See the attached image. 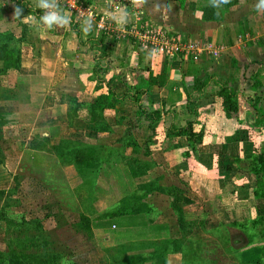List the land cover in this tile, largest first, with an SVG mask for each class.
Wrapping results in <instances>:
<instances>
[{"label":"crops","instance_id":"0c3cea01","mask_svg":"<svg viewBox=\"0 0 264 264\" xmlns=\"http://www.w3.org/2000/svg\"><path fill=\"white\" fill-rule=\"evenodd\" d=\"M25 1L37 6V0ZM57 3L71 23L48 29L29 8L15 16L16 0H0V140L22 145L13 155L4 151L0 168L12 182L3 187L0 180V186L8 190L16 177L32 179L58 196L59 210L87 217L86 241L99 245L98 264H184L181 251L159 255L183 237L176 210L198 222L200 237L208 231L201 221L208 228L222 210L231 219L232 209L249 215L253 203H260L237 159L250 160L256 142L264 141V119L257 121L264 113V11L256 9L257 0L222 5L210 18L204 14L210 0H82L76 9ZM118 8L129 13L123 26L109 16ZM87 17L93 26L85 35L81 22ZM140 19L164 25L200 49L173 56L140 52L134 37L120 36ZM80 34L83 41L108 34L110 69L102 88L94 75L95 54L80 44ZM9 53L17 55L20 67L2 71ZM207 75L220 83L196 90V79ZM107 82L124 98L104 111L98 131L90 105L107 92ZM221 83L238 94L235 116L222 111ZM138 88L146 109L162 111L155 128L126 96ZM188 95L198 114L188 107ZM196 119L204 138L186 156L188 137L168 131ZM77 148L89 149L96 159L78 165ZM152 184L156 190L149 193ZM134 192L144 197L132 211L124 199Z\"/></svg>","mask_w":264,"mask_h":264},{"label":"trees","instance_id":"16d2710c","mask_svg":"<svg viewBox=\"0 0 264 264\" xmlns=\"http://www.w3.org/2000/svg\"><path fill=\"white\" fill-rule=\"evenodd\" d=\"M61 1V0H59ZM238 0H230L228 3L229 5H233ZM63 4V3H62ZM21 8L22 10L24 8H29V11L32 12L37 18L42 14L41 9L36 7H28L25 0H16V6L15 11L17 8ZM63 8L66 7V5L62 6ZM214 8L209 7L204 9V14L206 18L210 17H217V13H214ZM212 13V14H211ZM17 19V17H16ZM60 27H54V29H57ZM73 28L77 31V27L75 23H73ZM108 34H103L100 37H90L88 41H83L81 34H80V44L81 45H89L91 50L95 54L96 59V65L94 67V75L96 80L98 81L97 88H102L104 85V82H106L105 75L110 69V63L107 61V39ZM116 39V36H114ZM114 40V39H113ZM9 57L12 59L7 60V64L2 67V71H6L8 68H19L20 67V61L17 55L14 53H9ZM214 81L215 83H220L219 80L215 79L211 75H207L206 77L197 78L196 79V90L200 92H204L207 88V86ZM107 92L104 94L99 95V97L96 99L94 103H92L90 106L92 108V117L96 122L97 130L100 131L102 124L99 121L100 118H102L104 111H106L109 108H115L116 103L115 100L123 99L124 96H118L113 86H111L107 82ZM222 88L218 92V98L221 103L222 111L225 113L227 117L235 116L238 113L239 109V102H238V94L235 92V90L230 87L226 83H221ZM142 89L138 88V94L137 92L134 94L133 92H129V95H126L129 97L130 101H134L138 103L139 107V114L141 116H144L146 119H149L151 121L152 128H155L157 124L162 120L163 114L161 110H155V111H149L146 109L142 103V96H140V91ZM144 90V89H143ZM148 91V88H145V92ZM143 92L142 94H144ZM141 94V95H142ZM192 95H188V107L191 109V111L195 114H198V105L193 103L191 101ZM264 119V113H260L258 115V122H261ZM196 123H198L197 119L194 121H189L185 126H176L172 125L168 131V136H187L190 141V147L186 150L185 155L189 156L192 153H196L198 151V143L203 141L205 130L200 129L196 130ZM73 154L77 156L76 163L79 164H87L89 160H95L96 156L92 155V152L87 148H77L73 151ZM87 158L85 161L84 159ZM6 155L4 152V149L2 148L0 144V165L5 164ZM238 164L240 165V169L247 171V177L246 181L248 185L252 188V193L256 199L260 202L258 204V212L256 213L255 217H246L244 221H238L234 220L231 223V227H237L238 229L242 230L247 237L249 238V242L244 245V247H241V249L238 251V258H240L242 261L251 259V257L254 256L255 253L259 254L258 260L253 264H263L262 262V256H264V141H259L254 146V151L252 153V157L250 160H246L244 162V159H237ZM19 177H16L15 179L18 181ZM150 186V185H148ZM146 186V188L148 187ZM162 191H166V188H160ZM156 187L152 184L151 187H148V192L151 193L152 191H155ZM6 192V191H4ZM144 195H138L137 193H131L129 194L125 199L124 203L126 207H130L132 211H134L133 204L137 199L143 198ZM178 217H179V223L180 228L183 232V237L179 239H174L171 242L168 243V246L165 247L164 252H159V255L167 254L170 251H181L185 258H184V264H217L216 262H220V259H211L208 257L207 252H215L216 249L219 250L221 244L222 238L224 237L225 230H227L225 225H219L218 223L213 225V227L207 228L204 225V222L201 221V227L203 226V229L205 228L208 231H211L216 234V240L211 238H204L203 236H196L195 231L198 228V222L197 221H186L184 219V216L182 215L181 210H176ZM61 213H65L61 210H59ZM58 216V215H57ZM61 216V215H59ZM25 218V217H24ZM23 218V219H24ZM83 223H75V224H69L66 222H62V219L59 217L57 218L58 225L57 228L54 229V231H49L43 227L38 231L40 234L35 235L34 240L31 242H26V238L24 236L20 237L22 240L18 238V243L20 244V251L15 248V245L10 246V251L3 252L0 251V264H78L75 260H73V251L71 247H69L65 242H63L60 238V234L58 229H63V227L72 226L74 230L78 231H84V233L87 234V231H91V225L90 220L82 216ZM22 219V220H23ZM27 219V218H26ZM109 222V221H108ZM90 229V230H89ZM256 229V233L259 235L261 240V245L259 244L257 247H255V241L253 240V231ZM55 236V238L49 239L50 235ZM89 234V232H88ZM219 234V235H218ZM30 240V239H29ZM253 240V241H251ZM210 248V250H209ZM32 249V250H31ZM154 260H157L159 262V257H157V254L155 255ZM161 262V261H160ZM219 264V263H218Z\"/></svg>","mask_w":264,"mask_h":264},{"label":"rangeland","instance_id":"374dc122","mask_svg":"<svg viewBox=\"0 0 264 264\" xmlns=\"http://www.w3.org/2000/svg\"><path fill=\"white\" fill-rule=\"evenodd\" d=\"M143 23L157 25L150 21L144 20ZM157 26L165 27L164 25ZM1 139L2 140H0V144L4 151H6L7 149L8 156L15 154L17 150L21 149L22 145L19 141L7 138ZM258 142H256V144ZM5 174L6 171L0 168V180L3 187L4 185L9 186L12 182L11 178L5 179ZM17 179L18 181L15 179V186L9 188L8 190L7 188L5 189L0 186V251H10V246L15 244V248H17L18 251L22 250L18 248L20 247L18 238L21 241L22 238L20 237L25 235V243L31 242L34 240L35 235L40 234L38 231L43 226L49 231H54V229H56L58 225V217L62 219L63 223H83V218L80 214L59 212V207L56 201V199H58V196L54 193L46 191L42 186H39L40 183L38 184V182L32 179L27 180L22 177H19ZM253 204L255 205V207L252 208L253 214L244 215L242 208L237 207L235 209H232L231 212H233V218L231 219L228 215H226L224 210L221 211L219 217L217 216V219L219 221L224 220L222 223L228 230H225V233L223 235L224 237L221 239L222 241H219V243L221 244L219 250L216 249L215 252H207L206 254L211 259H220V262H216L217 264H253L258 260L257 258L259 257V254L257 253H255L254 256L251 257V259L245 261H242L240 258H238L237 250L239 251L241 247H244V245L249 242V238L242 230L238 229L237 227H231V223L234 220L244 221L246 217H255L256 213L258 212V207L256 202H254ZM218 212L219 211H215L214 214L218 215ZM224 214L226 215V217L224 216ZM218 220L208 223L207 226L212 227L219 222ZM58 231L61 240L65 242V244H67L69 247H71L73 251V260L78 262V264H98V256L94 248H97L99 245H93L92 243L86 241L88 238H90L88 234V232L90 233V231H87V234L84 233V231H80L79 234L78 231H73L72 226L70 225L67 227H63L62 231L59 228ZM204 233V237L216 240V234H210L208 233V231H205ZM253 233L254 235L252 238L256 242L255 247H257L261 243V240L259 235L256 233V229H254ZM54 238V234L49 236V239L53 240ZM261 258L264 264V256H262Z\"/></svg>","mask_w":264,"mask_h":264},{"label":"built area","instance_id":"2783aa9c","mask_svg":"<svg viewBox=\"0 0 264 264\" xmlns=\"http://www.w3.org/2000/svg\"><path fill=\"white\" fill-rule=\"evenodd\" d=\"M61 1L70 9H76L82 0ZM120 36L134 37L138 50L146 53H164L173 56L176 54H191L200 49L195 42L186 41L178 37L170 29L157 25L145 24L141 19L137 20L135 25L129 30L122 31ZM214 51H217V49H214Z\"/></svg>","mask_w":264,"mask_h":264},{"label":"clouds","instance_id":"9594fccd","mask_svg":"<svg viewBox=\"0 0 264 264\" xmlns=\"http://www.w3.org/2000/svg\"><path fill=\"white\" fill-rule=\"evenodd\" d=\"M230 0H210V6L214 9H220L222 5L228 4ZM37 7L42 11L37 24L40 27L53 29L54 27H64L71 23V17L65 13L57 3V0H37ZM256 9L264 11V0H257ZM22 9L17 8L15 16L21 17ZM128 11L123 8H118L115 12L109 13V16L117 25L123 26L128 22ZM93 22L91 17H87L81 22V30L87 35L92 31Z\"/></svg>","mask_w":264,"mask_h":264}]
</instances>
